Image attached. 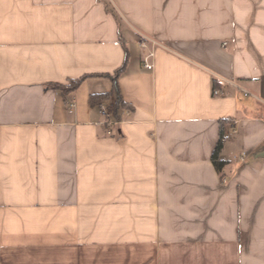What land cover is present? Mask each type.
<instances>
[{
  "label": "crops",
  "instance_id": "crops-1",
  "mask_svg": "<svg viewBox=\"0 0 264 264\" xmlns=\"http://www.w3.org/2000/svg\"><path fill=\"white\" fill-rule=\"evenodd\" d=\"M0 264H264V0H0Z\"/></svg>",
  "mask_w": 264,
  "mask_h": 264
},
{
  "label": "trees",
  "instance_id": "trees-1",
  "mask_svg": "<svg viewBox=\"0 0 264 264\" xmlns=\"http://www.w3.org/2000/svg\"><path fill=\"white\" fill-rule=\"evenodd\" d=\"M123 70H124V65L116 71L114 76H112L113 77V89L111 92L92 94L90 96V103L92 105H95V104L101 102L102 100L108 99V98L112 97L113 95H115L116 100H115L114 115L117 119L121 118L122 110L129 107L128 104L124 101V98L121 94L119 83H118V78L122 74ZM89 76H91V74L84 75V76L77 78V79H72L67 84L52 83L51 86H53L56 89H61L64 93L67 94V93H70V92L77 90L78 87L82 84V82L86 78H88ZM107 76H110V75H107ZM221 147H222V144L220 141V143L218 144L216 151L214 153V160H216V158L218 157V154H219Z\"/></svg>",
  "mask_w": 264,
  "mask_h": 264
},
{
  "label": "built area",
  "instance_id": "built-area-1",
  "mask_svg": "<svg viewBox=\"0 0 264 264\" xmlns=\"http://www.w3.org/2000/svg\"><path fill=\"white\" fill-rule=\"evenodd\" d=\"M160 43H158L156 40L154 39H150L147 37H142L140 39V46L141 48L145 51V55L143 58L144 61V66L149 68V69H153L154 68V58H155V51H156V47L159 46ZM223 92L222 88H218V87H214L213 88V94L214 95H221ZM246 95H249L250 93L248 91H245ZM71 107L75 106V103L72 102L70 104ZM100 108L101 111L104 115V124L107 125V134L109 135H113L115 133V129L114 126L119 124L121 122L122 119H117L114 115V111H115V105L112 103H106V102H102L100 104ZM122 115H130L131 114V110L130 109H124L121 113ZM244 159V157H243Z\"/></svg>",
  "mask_w": 264,
  "mask_h": 264
}]
</instances>
